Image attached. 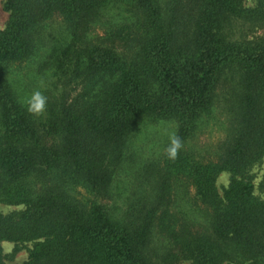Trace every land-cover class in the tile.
<instances>
[{
	"label": "trees",
	"instance_id": "obj_1",
	"mask_svg": "<svg viewBox=\"0 0 264 264\" xmlns=\"http://www.w3.org/2000/svg\"><path fill=\"white\" fill-rule=\"evenodd\" d=\"M2 9L0 264H264V0Z\"/></svg>",
	"mask_w": 264,
	"mask_h": 264
},
{
	"label": "clouds",
	"instance_id": "obj_2",
	"mask_svg": "<svg viewBox=\"0 0 264 264\" xmlns=\"http://www.w3.org/2000/svg\"><path fill=\"white\" fill-rule=\"evenodd\" d=\"M47 105V97L39 90L33 92L31 98L28 100V111L33 114L42 113ZM183 147L180 138L176 135L170 137V142L166 148V155L168 159L174 160L179 150Z\"/></svg>",
	"mask_w": 264,
	"mask_h": 264
},
{
	"label": "rangeland",
	"instance_id": "obj_3",
	"mask_svg": "<svg viewBox=\"0 0 264 264\" xmlns=\"http://www.w3.org/2000/svg\"><path fill=\"white\" fill-rule=\"evenodd\" d=\"M2 1L3 0H0V29H2L4 27V25H5L6 21H7V14L2 9ZM214 136H215V134H213L212 137H214ZM209 139H211V138L209 137ZM210 153L211 152L206 153L205 154V158L203 160H205V161L215 160V157L213 155H211ZM258 179L260 180L261 176ZM218 183L221 184L222 186H225L226 183H227V178L226 177L221 178ZM192 194H193V191H192ZM12 210H14V208L0 206V212H2L4 214H6V213H8V212H10ZM13 247L14 246L11 243L3 244V249H4V252L6 254H9L13 250ZM26 255H27L26 249L22 248L15 255V258L12 259V261H8L7 264H19V263H22L26 259ZM180 264H191V263L189 261H184V262H181Z\"/></svg>",
	"mask_w": 264,
	"mask_h": 264
}]
</instances>
